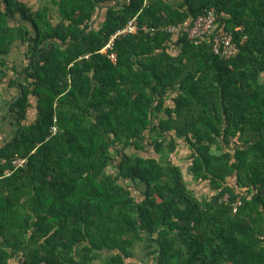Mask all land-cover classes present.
Returning <instances> with one entry per match:
<instances>
[{
	"label": "trees",
	"instance_id": "16d2710c",
	"mask_svg": "<svg viewBox=\"0 0 264 264\" xmlns=\"http://www.w3.org/2000/svg\"><path fill=\"white\" fill-rule=\"evenodd\" d=\"M210 8L230 59L163 31L101 51ZM6 81L0 264H264V0H0Z\"/></svg>",
	"mask_w": 264,
	"mask_h": 264
},
{
	"label": "built area",
	"instance_id": "2783aa9c",
	"mask_svg": "<svg viewBox=\"0 0 264 264\" xmlns=\"http://www.w3.org/2000/svg\"><path fill=\"white\" fill-rule=\"evenodd\" d=\"M215 11L213 8L205 10L201 15L195 19H186L179 23H162L155 26H147L145 24L139 25L137 16L132 17L127 23L116 30L108 39V42L101 51L107 50L113 46V42L120 36H126L134 34L141 30L143 32L155 33L156 31H163L176 37H186L189 40L198 42L205 40L210 37L211 48L214 54L222 59H230L234 57L238 52V45L234 41V37L229 30H218L215 31ZM245 39V36L242 40ZM109 59L115 62L116 56L114 52L108 54ZM56 128L52 127L51 132L55 133ZM24 158H16L12 160V165L17 168L25 163ZM223 201L228 200V194L222 197ZM241 204V200L237 198L232 203L233 211H236L237 207Z\"/></svg>",
	"mask_w": 264,
	"mask_h": 264
},
{
	"label": "crops",
	"instance_id": "0c3cea01",
	"mask_svg": "<svg viewBox=\"0 0 264 264\" xmlns=\"http://www.w3.org/2000/svg\"><path fill=\"white\" fill-rule=\"evenodd\" d=\"M37 1V0H36ZM17 65H22L21 61H23V57L18 55L17 57ZM13 60L10 62L12 65ZM12 77V72L8 71V78ZM17 89L14 86H8L7 81L4 83H0V146L3 142L10 136L11 126L8 123L9 113H8V105L12 101V97L16 94ZM201 190V186L198 187V191Z\"/></svg>",
	"mask_w": 264,
	"mask_h": 264
},
{
	"label": "rangeland",
	"instance_id": "374dc122",
	"mask_svg": "<svg viewBox=\"0 0 264 264\" xmlns=\"http://www.w3.org/2000/svg\"><path fill=\"white\" fill-rule=\"evenodd\" d=\"M186 154H187V150L184 147L180 146L178 148L177 154L173 155V157L175 156L174 161L178 162V164L180 166H182V164H184L183 167H186V165H185L186 161H184L185 160L184 155H186ZM154 156H156V154H154Z\"/></svg>",
	"mask_w": 264,
	"mask_h": 264
}]
</instances>
